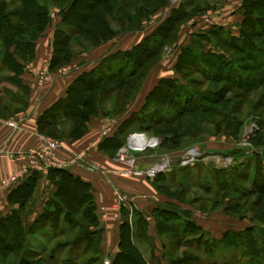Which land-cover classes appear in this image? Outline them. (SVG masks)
Returning <instances> with one entry per match:
<instances>
[{"label":"rangeland","instance_id":"374dc122","mask_svg":"<svg viewBox=\"0 0 264 264\" xmlns=\"http://www.w3.org/2000/svg\"><path fill=\"white\" fill-rule=\"evenodd\" d=\"M110 1L114 6L112 13H106L103 10V4L96 0H88L86 4L78 3L77 7L71 11L72 16H77L79 13L88 14L95 7L97 12H102L112 32L99 42L88 41L84 37L85 34H81L74 44L68 43V47L74 52L68 59L77 53L88 52L94 46L108 42L120 34L142 30L146 23L151 29L158 22L148 35L150 36L175 9L185 11L186 15L178 21L174 36L165 39L157 53L144 62L141 69L128 82L129 84L122 85L123 80L121 79H113L105 83L106 86L113 87L115 90L110 96L102 97V103L98 104L96 114H93L86 124V131L90 121L101 116L102 122L98 137L100 145L103 140L101 132L104 128H111L112 132L115 131L118 135L124 134L126 139L129 134L140 132L136 131L140 122L132 120L135 117L146 116L150 113L151 116L159 118L156 110H150L151 106L144 108L147 96L156 85L147 92L141 107H134V102L142 93L146 79L152 76L153 69L176 51H178L179 60L180 52L186 46L190 47L194 53V56L186 58L188 70H180L181 68L176 64V77L160 80V82L175 80V85H162L161 89L176 87L178 89L173 88V93L179 90L181 94L179 102L196 104L197 107L203 108L198 112L185 113L180 117L173 115L168 117V119L171 118L168 122L163 120V123L148 130L149 133L154 132L157 135L142 132L158 138L159 145L156 147L133 153L129 151L128 154H133L141 170L147 169L164 158H169L171 168L161 173L165 177L158 182L156 179L159 178L157 177L159 174L153 178L123 176L120 170L103 169L98 161L92 162V164L98 163L100 165L98 169L104 174L115 172L118 177L128 179V181L131 179L144 181L156 191L159 200L152 201L147 211L138 210L136 207L127 211L126 219L132 227L131 231L134 233L133 239L137 247L143 253L145 260L151 264H264V182L260 181V175H264V83H262L264 27L255 25L254 32L256 31L258 35L252 36L251 46L253 47L251 49L240 43L245 54L250 49L254 57V60H251L242 52H238L236 48L232 49L233 44L224 45L225 42H229L230 38L237 39L241 36V23L244 18V11L241 9L243 0H168L167 5L162 0L157 3L156 7L153 4L155 0H147L155 9L145 18L123 7L121 0ZM67 2L68 0H65L62 5L64 6ZM239 3L241 21L237 22L233 17L238 18L236 9ZM18 5L19 3L13 0L11 8ZM49 11L50 22L37 40L40 36L53 31L52 26L54 25L53 55L48 65L59 67L60 52L57 54L56 49L57 47L60 49V44L57 45V28L60 27L61 18L60 4L49 3ZM129 12L132 16L131 20L126 18ZM221 15L223 16L220 17L219 23H222V19L231 17V20H225L224 27L216 24ZM217 28H222V30L219 31ZM197 34L202 37H197ZM233 41L235 42L231 40V43ZM218 60L223 61L224 66L213 67L212 62ZM47 72L46 67L41 71L39 83L46 81ZM217 76L227 78V80L220 81V78L219 81H214L213 77ZM13 78L14 76L6 70L0 71L2 105L10 104L12 98L24 101L25 92L16 85L15 88L11 87L10 83ZM245 85L258 87L247 92ZM242 87L245 88L244 91ZM160 90L156 96L159 95L164 99L165 96ZM122 93H126L127 96ZM122 100L123 104L118 105ZM259 100L263 101L262 104L253 109L254 104ZM163 106L162 115L164 116L178 112L166 104ZM12 107L16 106L12 105ZM127 110H131L129 115L118 123L119 117L128 112ZM51 117L57 120V112L52 113ZM163 118L165 121L168 120ZM237 119L241 120L240 125L235 124ZM59 121V125L44 127L43 132L39 131L37 139L38 135H43L58 140L62 145L64 141H71L64 138H67L71 132L72 120L63 118ZM190 148L198 149L197 160L193 165H181V155ZM101 151L105 152L102 149ZM109 151L111 157L115 159L116 149H109ZM81 152L86 155L85 151ZM118 164L123 170V165ZM63 186L67 189L66 191L54 184L51 194L58 192L64 204L59 200V202H54V206L44 204L42 212L30 224L34 225L36 219L44 211L54 212V218L46 222L43 220L41 224L36 225L38 228L27 239L25 251L21 249L10 251L2 248L4 244L8 245L12 230L8 223L1 226L0 264H21V255L22 264H111L113 255L107 258L104 256L102 240L100 243L102 255L95 252L91 244H86V238L94 239L97 235L91 236L86 230L78 238V227L72 224V219L75 217L74 221L79 219L78 223L82 222L78 213L72 216H65L61 212L60 215L57 214L58 210L67 212L68 208L75 205L70 199L72 190L77 196L83 193L85 195L83 206L79 210L85 211L87 208H92L93 204L89 203L91 194L89 188L81 187L77 190V186L72 188V183ZM37 192L36 188L29 201L27 200L21 207L23 213L33 210ZM118 193L125 199L124 201L118 200ZM113 195L117 209L115 219L122 224L125 218L122 208L133 197L122 192L117 186L113 189ZM162 208H168L176 212L178 216L169 217L163 214L160 220L167 218L168 222L161 223L156 214ZM139 216L146 219V232L142 226V230L139 228ZM101 218L104 219L105 214ZM169 223L176 227L173 228ZM151 225L152 232L149 234L148 230ZM85 226L88 229V225L85 224ZM158 230L162 231L158 233ZM172 235L180 236L178 243L174 244ZM98 257L99 260H96ZM131 259L137 261L135 256H131ZM127 261L126 264H129L130 259Z\"/></svg>","mask_w":264,"mask_h":264},{"label":"trees","instance_id":"16d2710c","mask_svg":"<svg viewBox=\"0 0 264 264\" xmlns=\"http://www.w3.org/2000/svg\"><path fill=\"white\" fill-rule=\"evenodd\" d=\"M10 1L7 2L6 0H0V71L6 70L8 73L14 76L13 81L10 84L14 87L17 86V88L25 92V98L24 101H19L12 98L10 99V104L5 105H2L0 101V116L2 117L11 116L23 109L26 105V96L28 91L26 86H24L25 84L21 79V75L23 73L25 63L31 61L34 56L35 43L38 36L44 31L50 22L49 3L54 5L57 3L60 4V27L58 26L57 28V45L60 44V49H58V47L56 49L57 54L60 52V59H68L74 53L72 49L68 47V43L74 44L77 40L76 38H78L81 34H85L84 37L88 41L94 40L99 42L104 40L108 36V33L112 32V29L109 28L110 25L108 26L106 19L102 15V12H97L95 7L92 8L88 14L82 15L79 13L77 16H72L71 11L77 7V4L81 2L86 4L88 0H68L64 6L62 4L65 2V0H16L19 5L15 8H11L13 0ZM96 1L103 4V10L106 11V13L113 12L114 6L110 0ZM159 1L162 0H155L153 2L155 7ZM121 4L123 7L129 10L141 14L143 18L148 17L155 9V7L151 6L147 0H121ZM164 4L167 5L168 0H164ZM241 9L244 11V18L241 23V36L237 39L230 38L229 42H225L224 45L229 46L233 44L231 45L232 49L236 48L238 52L245 54L240 43L244 44L248 48L250 47L251 49L253 47L251 46V43L253 42L252 36L258 35L256 31L254 32L255 25L256 27H264V0H243ZM185 15V11L181 9H175L173 13L163 22V24L158 26L150 36L144 38V40L135 45L131 50L117 53L114 57H112L122 61V66L118 70H110V72L107 73L103 70L99 71V69H96V71H93L92 73L77 79L69 87L66 96L58 100L50 109H48L39 117V131L43 132L44 127L59 125V120L66 118L72 120L73 127L68 137L64 139L74 141L82 137L86 132L87 122L90 120L93 114H96L98 110V104L100 105L102 103V97L110 96L115 90L113 87L110 88L106 86L105 83L113 79H121L123 80L122 85L129 84L128 82H130L137 71L141 69L144 62L157 53V51L163 45L165 39L170 36H174V32L176 31L174 29L178 21L185 17ZM82 17L84 18L82 19ZM131 17L132 16L130 12L127 13L126 18L131 20ZM78 25H80V27ZM217 30L220 31L222 28H217ZM260 35H262V33H260ZM198 36L202 37V35L197 34V37ZM231 40H235V42L233 41L231 43ZM250 49H248V53L245 55L248 56L249 59L254 60ZM192 52L193 51L190 47L186 46L182 48L179 55V60L177 62V65L181 69L179 67L178 69L188 70L186 58H188V56H194V53ZM212 65H214L213 67L218 68L224 66V63L223 61L218 60L212 62ZM260 68H262V66H260ZM262 71L264 74V69H262ZM220 78L221 77L219 76L213 77L214 81H219ZM221 80L225 81L227 78H221L220 81ZM175 83V80H163L162 82L158 83L156 87L150 92L146 98L147 101L144 105V108L151 106L150 110H156L159 118L151 116L152 114L150 113L146 116L139 115V117H135V119L132 120H138L140 122L136 128V131L146 132L150 135H157L154 132L149 133L150 131L148 132V130L159 123H163V120L164 122H168L171 120V118L168 119V117L173 115L180 117L185 113H194L203 109L202 107H197L196 104L191 105L186 102H179L178 100L181 96L179 90H176L174 91L175 93H173V88L178 89L176 87H172V89L165 88V90L161 89L162 85H175ZM262 83H264V75ZM118 85L121 86V84ZM245 87L247 88V92H250L258 86L251 87L250 85H245ZM242 89L243 91L245 90L243 87ZM159 90L162 92V94H164V99H162L159 95L158 97L156 96ZM1 93L2 92L0 91V94ZM122 94L127 96L126 93ZM241 98H243V96ZM122 102L123 100L119 102L118 105H122ZM262 102L263 101L261 100L257 101V103L254 104L255 107L253 109L259 107ZM11 104L16 107L13 108ZM165 104L170 108L173 107L176 109L175 111L178 112L173 114L169 113L170 116L162 115V113H164L163 105ZM54 112H57L58 118L60 119L57 118V120H55L52 117L50 118L51 114ZM163 117L168 120L165 121ZM235 124L240 125L241 120L237 119ZM124 139V134L118 135L116 133L113 137H106L100 143L99 148L107 153H111L109 149H116L117 151V149L124 144ZM105 144H109L110 146H106ZM41 176L42 174L37 172L30 174L22 181L21 185L14 191V193H12L10 201L18 203L19 209L14 210L11 214H7L0 218V229L4 223H8L10 230H12L8 245L5 246L4 244V247H2L5 250L18 251L21 249L25 251L28 243L27 239L32 236L35 230L38 228L36 225L41 224L43 220L46 222L48 219L54 218V212L44 211L40 217L36 219L34 223L35 226L33 223L25 224L23 222V216L25 212L23 213V211H21V207L26 203L27 200L29 201V198H31ZM46 176L49 177L54 184H56V187L58 186L61 189L64 188L63 185H67V183H72V188L77 186V190H79L81 187L87 189L89 188L91 192L89 203L93 204L92 208H87L85 211H81V209L79 210V208H82L83 206L85 195H83L84 193L82 192L83 194L77 196L74 193L75 191L71 189L73 192L71 191L72 195L70 199L75 205H72L70 209L68 208L67 212H64L60 209L57 211V214L60 215L61 212L64 213L65 216H72L73 214L78 213L79 217L82 219V222L78 223L79 219L74 221L76 217L72 219V224H74L75 227H78V238H80L82 233H84L83 231L86 232V230H88L87 232L91 236L94 234L97 235V237L94 239L91 237L86 238V244H91V246L95 248V252L100 253L102 229L99 226L94 196L92 194L90 184L83 181L80 177L73 175L68 169L53 168L48 171ZM157 177H159L156 179L158 182L163 177H165V175L159 174ZM260 177L261 183L264 182V175L262 174ZM66 190L67 189H65V191ZM58 200L64 204V202L59 197V193L55 191V193L50 196V199L46 205L50 206L53 204L52 206H54V202H59ZM138 213L142 215L139 211ZM122 214L125 218L120 225L119 249L117 254L111 258V264H126L128 259H130L129 264H151L149 261L145 260L143 253L139 250L133 239L134 233L131 231L132 227L128 224V219H126V215H128L127 211H123ZM163 214L169 217L171 215L175 217L178 216L176 212L168 208H162L158 214H156L161 223L168 222L167 218H162L160 220ZM185 222L187 223L188 221ZM146 223L145 217L139 216V228L142 230L143 227L145 232L147 228ZM85 224L88 225V229L86 228ZM188 224L190 223L188 222ZM170 225L173 228L176 227L172 224ZM161 231L158 230V233ZM172 238L174 239V244L178 243L180 240V236L178 235H172ZM1 242L2 241L0 240V243ZM131 256H135L137 261L132 260ZM22 258L23 257L21 255V264L23 263ZM96 260H99V257Z\"/></svg>","mask_w":264,"mask_h":264},{"label":"crops","instance_id":"0c3cea01","mask_svg":"<svg viewBox=\"0 0 264 264\" xmlns=\"http://www.w3.org/2000/svg\"><path fill=\"white\" fill-rule=\"evenodd\" d=\"M240 3L236 9L238 15L237 22H240L241 9ZM216 24L219 26L225 23H219L220 17ZM158 23V22H157ZM156 23V24H157ZM155 25L149 29L146 23L142 30L120 34L104 42L98 46H94L88 52L77 53L70 59H60V66L48 65L53 55L52 42L55 35L53 31H49L45 36H40L34 50V56L31 61L25 63L21 79L27 88L26 105L20 111L8 117L0 116V218L11 214L12 211L19 209V204L11 202L12 193L21 185L22 181L27 177L23 176L17 183L9 189L2 187V182L8 177L19 172L23 166V162L13 159L14 155L26 152L29 149L36 148L40 145L37 139L39 133L38 119L39 117L50 109L58 100L64 98L69 87L79 78L90 74L96 69L103 70L107 73L110 70L116 71L122 65V61L112 58L117 53L129 51L140 43L146 36H148ZM178 60V51L170 55L167 59L160 62L152 71V76L148 77L144 82V88L140 96L134 102V107H141L144 104L147 92H149L154 85H157L162 79H173L176 76L175 66ZM164 63V64H162ZM47 65V66H46ZM165 66V67H164ZM47 68L46 81L38 80L41 71ZM99 67V68H98ZM12 88H15L11 85ZM124 115L119 117V121L125 119L131 110H127ZM14 122L16 126L10 123ZM102 122L101 116L92 119L88 124L85 134L75 141H64L60 148L59 154L64 159H71L75 154L85 151V159L78 161L68 168V170L75 176L80 177L83 181L90 184L92 194L94 196L96 214L99 217V226L102 229V250L104 256H114L119 249L120 237V221L115 219L117 209L114 205L113 189L117 186L122 192L129 194L133 198L122 208L123 211H129L133 207L138 210L147 211L152 201L159 200L155 190H153L144 181L133 180L118 177L117 173L104 174L100 169H92V162L98 161L103 169L121 170L122 167L117 161L111 157L107 152H102L99 148V131ZM115 135L112 132L110 137ZM105 138H103L104 140ZM101 140V142L103 141ZM36 194L35 204L33 210L25 213L23 222L30 224L36 216L42 212L44 204L48 203L51 191L54 189V183L46 175H42L35 190ZM105 218L102 219V215ZM22 216V214H21ZM154 223V222H153ZM152 225L148 233L152 232Z\"/></svg>","mask_w":264,"mask_h":264},{"label":"built area","instance_id":"2783aa9c","mask_svg":"<svg viewBox=\"0 0 264 264\" xmlns=\"http://www.w3.org/2000/svg\"><path fill=\"white\" fill-rule=\"evenodd\" d=\"M12 126H16L14 122L10 123ZM112 134L111 128H104L101 132V137L106 138ZM38 141L40 145L36 148L27 150L26 152L14 155L15 160L23 162V166L20 171L14 175L8 177L2 182L4 189H9L15 183H17L23 176H29L30 174L37 172L42 175H46L50 169H65L70 165L85 159L83 152L75 154L71 159H64L59 154V149L62 144L58 140L38 135ZM159 145L157 137L146 135L142 132H133L127 136L124 145H122L117 153L115 160L123 165V170H120V174L123 176H145L153 178L157 174L165 173L170 170L171 164L169 158H164L147 169L141 170L137 166V161L131 153L143 151L148 148H154ZM199 151L196 148H190L180 158L181 165H193L198 158ZM92 169H98L99 164L93 163ZM119 194V193H118ZM118 200L124 201L125 199L119 194Z\"/></svg>","mask_w":264,"mask_h":264}]
</instances>
